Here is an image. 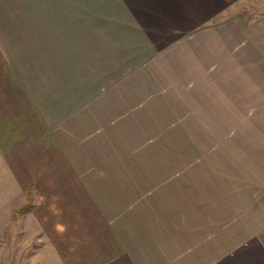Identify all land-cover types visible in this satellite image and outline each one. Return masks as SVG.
Segmentation results:
<instances>
[{"label": "crops", "instance_id": "0c3cea01", "mask_svg": "<svg viewBox=\"0 0 264 264\" xmlns=\"http://www.w3.org/2000/svg\"><path fill=\"white\" fill-rule=\"evenodd\" d=\"M230 102L264 110V0H0V205L53 264H264V150L188 134Z\"/></svg>", "mask_w": 264, "mask_h": 264}, {"label": "rangeland", "instance_id": "374dc122", "mask_svg": "<svg viewBox=\"0 0 264 264\" xmlns=\"http://www.w3.org/2000/svg\"><path fill=\"white\" fill-rule=\"evenodd\" d=\"M230 9L225 8L217 14L204 15L202 19L208 24L222 22L227 19L228 15H231L229 14L231 13ZM247 15L246 13L243 14L244 18ZM255 15H250V18ZM242 82L243 80H237L236 86L242 89ZM248 88V86L244 88V91ZM224 100L225 96L221 95V102ZM231 102H233L232 98ZM222 105L224 104L221 103V108ZM238 107H241V105L231 103V112H225L229 115H224L221 108L219 112L209 110L214 114L219 113L220 122L222 121L225 125L203 124L200 127H189L188 134L189 137L200 136L203 141L200 147L205 152L210 148L211 142L209 141L219 138L218 146L221 151L225 150L229 153L240 166H245L246 163L250 167V165L254 166V163L250 162L249 159L251 155L259 150H264V110L237 109ZM202 118L204 119L203 123L216 122L215 120H208V116H202ZM205 160L210 163L214 159L210 154ZM252 170L263 172L260 166ZM258 177L256 178L258 179ZM2 202L3 193L0 194V204ZM20 206L18 204L11 209L0 207V264H53L50 256L42 259L44 247H41L42 243H39L40 240L36 239L35 216L28 214L26 210L17 213L16 211L22 208ZM29 211H32V209H29Z\"/></svg>", "mask_w": 264, "mask_h": 264}, {"label": "trees", "instance_id": "16d2710c", "mask_svg": "<svg viewBox=\"0 0 264 264\" xmlns=\"http://www.w3.org/2000/svg\"><path fill=\"white\" fill-rule=\"evenodd\" d=\"M28 208H29V207L24 206V207L18 209L16 212H17V213H21L22 211H25V210H27Z\"/></svg>", "mask_w": 264, "mask_h": 264}]
</instances>
